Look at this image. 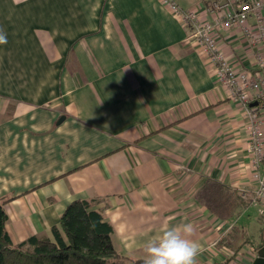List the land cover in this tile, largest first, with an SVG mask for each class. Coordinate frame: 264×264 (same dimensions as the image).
I'll use <instances>...</instances> for the list:
<instances>
[{
	"label": "crops",
	"instance_id": "0c3cea01",
	"mask_svg": "<svg viewBox=\"0 0 264 264\" xmlns=\"http://www.w3.org/2000/svg\"><path fill=\"white\" fill-rule=\"evenodd\" d=\"M174 1L211 19L205 0ZM0 28V203L14 244L54 240L66 205L87 199L112 227L119 256L108 264H136L147 240L185 223L204 249L197 264L234 251L227 264L251 263L256 250L250 259L246 244L225 241L248 204L241 191L257 187L243 108L170 9L0 0ZM217 39L235 69H263L264 41L250 45L237 26Z\"/></svg>",
	"mask_w": 264,
	"mask_h": 264
},
{
	"label": "built area",
	"instance_id": "2783aa9c",
	"mask_svg": "<svg viewBox=\"0 0 264 264\" xmlns=\"http://www.w3.org/2000/svg\"><path fill=\"white\" fill-rule=\"evenodd\" d=\"M160 1L190 29V36L214 66L218 82L242 106L251 152V174L257 187L241 191V197L264 207V65L260 61L263 69L256 72L235 69L220 50L217 39L220 29L237 26L243 28L250 45L264 41V0H205L211 19H201L195 10H184L174 0ZM251 16L255 19V31L247 26Z\"/></svg>",
	"mask_w": 264,
	"mask_h": 264
},
{
	"label": "trees",
	"instance_id": "16d2710c",
	"mask_svg": "<svg viewBox=\"0 0 264 264\" xmlns=\"http://www.w3.org/2000/svg\"><path fill=\"white\" fill-rule=\"evenodd\" d=\"M212 197L209 209L220 213L222 209L213 205L215 200ZM6 218L0 203V264H108L119 256L112 246L111 225L87 199H75L66 205L58 225L52 227L54 240L30 236L14 244L5 229ZM231 227L230 232L233 233L235 225ZM262 235L259 241L250 245L252 252L264 244ZM236 255L237 251L231 253L223 264ZM135 263L143 264V259Z\"/></svg>",
	"mask_w": 264,
	"mask_h": 264
},
{
	"label": "clouds",
	"instance_id": "9594fccd",
	"mask_svg": "<svg viewBox=\"0 0 264 264\" xmlns=\"http://www.w3.org/2000/svg\"><path fill=\"white\" fill-rule=\"evenodd\" d=\"M7 34L0 28V44H7ZM191 223L169 226L144 244L143 264H197L204 251L192 235Z\"/></svg>",
	"mask_w": 264,
	"mask_h": 264
},
{
	"label": "rangeland",
	"instance_id": "374dc122",
	"mask_svg": "<svg viewBox=\"0 0 264 264\" xmlns=\"http://www.w3.org/2000/svg\"><path fill=\"white\" fill-rule=\"evenodd\" d=\"M225 210L228 209L225 208ZM229 222L235 225L234 234L230 232V229L229 231L226 230L225 241L227 242L228 237L233 248L241 244H246V247L250 248V245L260 240V235L263 234L264 237V207L259 203H248L246 206H242L240 212L233 216ZM249 255L250 259L254 257L252 251L249 252ZM240 259H243L242 255ZM239 261L241 262V260Z\"/></svg>",
	"mask_w": 264,
	"mask_h": 264
},
{
	"label": "water",
	"instance_id": "95a60500",
	"mask_svg": "<svg viewBox=\"0 0 264 264\" xmlns=\"http://www.w3.org/2000/svg\"><path fill=\"white\" fill-rule=\"evenodd\" d=\"M250 264H264V244L256 250V255Z\"/></svg>",
	"mask_w": 264,
	"mask_h": 264
}]
</instances>
